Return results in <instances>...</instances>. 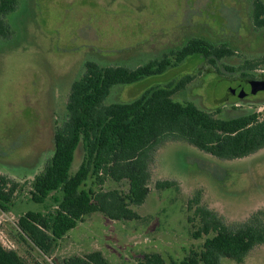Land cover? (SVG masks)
Returning <instances> with one entry per match:
<instances>
[{
	"label": "rangeland",
	"instance_id": "obj_1",
	"mask_svg": "<svg viewBox=\"0 0 264 264\" xmlns=\"http://www.w3.org/2000/svg\"><path fill=\"white\" fill-rule=\"evenodd\" d=\"M254 2L17 0L9 15L13 36L0 39V174L18 184L10 211L0 208L3 246L30 264H60L94 251L102 252L112 264H139L148 253L181 261L205 240L192 236L197 221L188 223V217L194 216L188 204L196 197L230 226L264 215V149L245 158L223 160L186 142L169 141L153 156L150 195L136 208L141 220L118 222L100 213L90 215L59 242L51 258L21 240L17 227L25 213L47 214L62 197L56 192L43 204L35 203L32 182L53 154L55 130L67 119L71 85L83 76L88 61L136 68L182 48L193 37L230 44L237 55L225 60L226 65L261 58L264 29L253 23ZM201 66V58L191 57L161 75L113 88L106 103L131 102L149 88L198 75L176 94V101L194 102L214 114L220 110L218 116L225 118L250 110L264 116V90L259 83L240 84L215 73L201 77ZM256 74L264 75V66ZM257 80L262 82L264 77ZM227 96L225 102L216 103ZM83 156L80 149L72 174ZM158 181H174L176 186L159 191ZM113 187V183L106 185ZM222 264L237 263L222 259ZM244 264H264V245L251 252Z\"/></svg>",
	"mask_w": 264,
	"mask_h": 264
},
{
	"label": "trees",
	"instance_id": "obj_2",
	"mask_svg": "<svg viewBox=\"0 0 264 264\" xmlns=\"http://www.w3.org/2000/svg\"><path fill=\"white\" fill-rule=\"evenodd\" d=\"M16 7L17 0H0V39L13 36L9 15ZM252 19L257 29H264L261 0L254 2ZM235 55L230 44L193 37L182 48L136 68L88 61L83 76L71 85L67 119L55 130L53 154L32 182L33 202L43 204L56 192L62 197L56 200V209L47 214L29 211L21 216L17 223L19 238L51 258L59 242L90 215L100 213L118 222L141 220L136 208L150 195L153 156L166 142H186L223 160L245 158L264 149V116L257 110L225 118L218 116L220 110L214 114L194 102L175 100L176 94L187 89L198 75L149 88L131 102L106 103L113 88L161 75L191 57L202 59L201 77L215 73L241 83L259 82L257 79L264 77L256 74L264 66V56L245 59L238 66L223 63ZM80 149L83 160L72 174ZM108 183L116 187L106 188ZM175 186L174 181L156 183L159 191ZM17 187L16 182L0 174L3 211H10ZM192 210L194 216L188 217V223L197 221L192 236L196 240L205 238L200 249L191 250L181 261H167L159 253H148L139 264H222V259L244 264L251 252L264 245L263 213L230 226L217 213L201 206L199 197L189 202L188 211ZM0 264L30 263L17 251L5 248L0 240ZM60 264L112 263L102 252L94 251L63 259Z\"/></svg>",
	"mask_w": 264,
	"mask_h": 264
},
{
	"label": "water",
	"instance_id": "obj_3",
	"mask_svg": "<svg viewBox=\"0 0 264 264\" xmlns=\"http://www.w3.org/2000/svg\"><path fill=\"white\" fill-rule=\"evenodd\" d=\"M257 83H259V89H262V90H264V82H257ZM229 99V96H227V98H225L224 100H222V101H216V103H223V102H225L226 100H228Z\"/></svg>",
	"mask_w": 264,
	"mask_h": 264
},
{
	"label": "flooded vegetation",
	"instance_id": "obj_4",
	"mask_svg": "<svg viewBox=\"0 0 264 264\" xmlns=\"http://www.w3.org/2000/svg\"><path fill=\"white\" fill-rule=\"evenodd\" d=\"M241 84V82H239Z\"/></svg>",
	"mask_w": 264,
	"mask_h": 264
}]
</instances>
